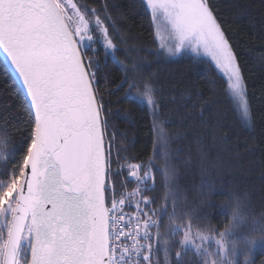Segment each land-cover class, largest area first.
Masks as SVG:
<instances>
[{
	"label": "snow or ice",
	"instance_id": "snow-or-ice-1",
	"mask_svg": "<svg viewBox=\"0 0 264 264\" xmlns=\"http://www.w3.org/2000/svg\"><path fill=\"white\" fill-rule=\"evenodd\" d=\"M144 2L159 41L155 55L174 57L203 50L227 76L241 120L250 121L241 69L208 0ZM89 12L95 17L106 54L115 59L117 45L96 9L82 10L73 0H0V52L16 74V93L30 127L26 149L14 146L8 153L14 156L23 151L21 160L10 175L0 172V264H161V251L163 264H184L188 249L195 250L196 264H238V252L246 262L258 244L264 252V221L251 226L252 231H260L259 241L250 239L243 231L247 220L238 200L232 221L219 238L211 226L193 231L190 222L176 223L175 204L168 228L161 233L153 216L167 214V190L174 176L167 156L164 205L149 210L154 198L145 195L155 190L153 157L146 164H121L115 173L122 175L127 169L121 186L135 181L136 187L116 198L111 150L104 147V101L97 99L93 61L85 56L94 41ZM161 21L167 38L161 34ZM132 68L143 73L150 65ZM124 83L128 84L126 95L136 89V99L150 109L153 131L159 129L153 151L159 155L167 139L159 126L157 88L149 78L141 90L135 78L129 81L127 72ZM6 158L0 153V159ZM133 206L135 212L129 215L125 209ZM181 232V250L173 260L172 238Z\"/></svg>",
	"mask_w": 264,
	"mask_h": 264
},
{
	"label": "trees",
	"instance_id": "trees-1",
	"mask_svg": "<svg viewBox=\"0 0 264 264\" xmlns=\"http://www.w3.org/2000/svg\"><path fill=\"white\" fill-rule=\"evenodd\" d=\"M74 2L82 10L96 9L117 45L113 59L106 54L95 28V17L89 12L94 41L85 50V56L93 61L97 99L104 101V147L111 150L116 198L119 199L121 192H131L136 187L135 181L121 186L127 175L126 168L122 175H115L121 164H146L153 157L155 190L145 195L154 198L149 210L164 205L166 189L162 181L167 156L174 173L167 190V214L163 218L153 216L161 233L168 228L175 204L176 223L190 222L193 231L211 226L219 238V232L232 221L233 207L238 200L247 220L243 231L249 237L259 238L260 231H252L251 226L254 221H264V0H208L241 69L250 121L241 120L226 80L208 60L191 55L175 58L155 55L158 45L144 0ZM144 64L150 68L143 73L132 68V65ZM125 72L129 81L135 78L141 84V90L142 82L149 78L157 88L159 126L167 139L159 155L153 151L159 129L153 131L150 109L136 99V89L131 96L126 95L128 84H122ZM16 88L0 59V153L7 157L0 159V172L9 175L23 151H17L14 156L8 153L14 146L26 149L24 141L30 132L29 115ZM152 183L150 179L148 184ZM107 203L111 206L110 199ZM133 207L125 211L131 215L135 212ZM152 232L155 234L156 229ZM182 235L181 232L172 238L170 257L173 260L181 250L178 241ZM259 248L258 244L247 262L238 252V264H264V252ZM158 258L163 264L162 251ZM184 264H196L193 251L187 250Z\"/></svg>",
	"mask_w": 264,
	"mask_h": 264
},
{
	"label": "rangeland",
	"instance_id": "rangeland-1",
	"mask_svg": "<svg viewBox=\"0 0 264 264\" xmlns=\"http://www.w3.org/2000/svg\"><path fill=\"white\" fill-rule=\"evenodd\" d=\"M73 2H74V0H73ZM145 3V2H144ZM146 5V4H145ZM147 7V6H146ZM149 11V10H148ZM150 12V11H149ZM150 14H151V12H150ZM152 18V17H151ZM153 27H154V33H155V39H156V42H157V45H158V48H159V41L157 40V38H156V27H155V25L153 24ZM160 30H161V34L165 37V38H167L168 37V30H167V27H166V25H165V23L163 22V21H161V24H160ZM92 34V33H91ZM100 34V33H99ZM100 40H101V42H102V44H103V40H102V37L100 36ZM169 43H171V41L169 40L168 41ZM93 42H91V44H92ZM180 55H191V56H194V57H198V58H204V59H206V60H208L215 68H216V70H217V72L226 80V82H227V84H228V90H229V93H230V96H231V90H230V88H229V82H228V78H227V76H225L224 75V73H222L217 67H216V65H215V62L214 61H212V59H211V57L210 56H208V55H206L204 52H203V50H201V52L199 53V54H197V53H194V52H192L191 50H188V51H186V52H184V53H182V54H180ZM180 55H178V56H180ZM178 56H174V57H171V58H175V57H178ZM168 57H170V56H168ZM232 98V97H231ZM134 208V210H135V207H133ZM197 242H199V241H197ZM188 250H191V251H193V252H195V250L194 249H188Z\"/></svg>",
	"mask_w": 264,
	"mask_h": 264
},
{
	"label": "water",
	"instance_id": "water-1",
	"mask_svg": "<svg viewBox=\"0 0 264 264\" xmlns=\"http://www.w3.org/2000/svg\"><path fill=\"white\" fill-rule=\"evenodd\" d=\"M0 59L4 63V65L6 66L7 70L9 71L10 75L12 76V78L15 81L16 74L13 72V70L11 69V67L7 65V63L5 61V55L2 52H0Z\"/></svg>",
	"mask_w": 264,
	"mask_h": 264
},
{
	"label": "clouds",
	"instance_id": "clouds-1",
	"mask_svg": "<svg viewBox=\"0 0 264 264\" xmlns=\"http://www.w3.org/2000/svg\"><path fill=\"white\" fill-rule=\"evenodd\" d=\"M250 239H253V240H258V239H260V237L259 238H257V237H249Z\"/></svg>",
	"mask_w": 264,
	"mask_h": 264
}]
</instances>
